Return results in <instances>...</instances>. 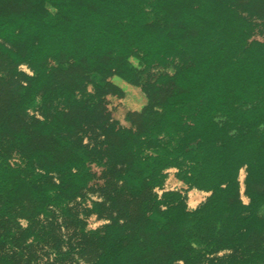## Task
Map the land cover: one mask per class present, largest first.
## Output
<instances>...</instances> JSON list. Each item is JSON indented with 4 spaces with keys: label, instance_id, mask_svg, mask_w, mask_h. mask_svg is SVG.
Instances as JSON below:
<instances>
[{
    "label": "trees",
    "instance_id": "obj_1",
    "mask_svg": "<svg viewBox=\"0 0 264 264\" xmlns=\"http://www.w3.org/2000/svg\"><path fill=\"white\" fill-rule=\"evenodd\" d=\"M258 33L264 0H0V264H36L40 244L75 264H204L225 249L230 264L264 261ZM115 76L149 95L126 124L109 106L125 95ZM88 86L94 102L26 120ZM170 167L211 192L195 209L179 190L154 191ZM86 190L100 196L88 211L108 220L91 230L70 204ZM56 209L81 224L66 249Z\"/></svg>",
    "mask_w": 264,
    "mask_h": 264
},
{
    "label": "rangeland",
    "instance_id": "obj_2",
    "mask_svg": "<svg viewBox=\"0 0 264 264\" xmlns=\"http://www.w3.org/2000/svg\"><path fill=\"white\" fill-rule=\"evenodd\" d=\"M53 12L56 10L51 8ZM260 22V21H259ZM256 38L263 40L264 33H258L255 35ZM177 62V61H176ZM130 63L132 66L140 68V61L137 57H132L130 59ZM20 68L27 72L28 74H32V71L26 66L21 65ZM126 82V81H125ZM125 85V95L119 101H113L109 105L113 107L114 105L119 106V112L117 117L120 121L126 124L124 117L127 110H137L140 111L148 102V93L145 92L143 88V81L139 80L136 84L124 83ZM67 93H58L51 99L47 101H39L37 105L34 107L28 108L26 110V120L31 122L33 119L37 118L42 121H49V116L55 112L64 110L68 107V105L76 100H86L89 103H92L96 100L94 97V88L92 86H88L83 92H77L75 96L71 97L69 100L67 97ZM215 120L222 122L226 119V116L223 114H216L214 117ZM87 138L84 139V143H87ZM168 175H174L175 178L184 182L180 179L181 171L177 167H170L165 171ZM246 165L243 166L239 171V181L241 183V198L245 203H249L250 198L245 194V178H246ZM185 183V182H184ZM186 186L183 189L182 195L187 202V205L190 209H195L198 207L206 197L211 193L209 191L200 190L196 187L189 186L185 183ZM154 191L161 197L164 190L162 187H156ZM100 196L97 192H93L91 190L84 191L83 196H78L71 201V206L74 208V212L77 215L78 219L84 220L86 222V229L91 230L95 229L102 224L108 222V220L104 218H100L96 213L89 212L88 209L92 205V200H98ZM56 218L60 227V233L65 238V249L69 243V239L73 240V234L77 230L81 224L75 221V216H63L59 209L55 210ZM41 220L43 221L46 217L41 216ZM21 224L26 226L28 223L26 220H21ZM31 250L35 253V263L36 264H75V261L72 260L74 257L73 254L70 257H60L61 259H56V255L52 250V247L49 245H35L31 247ZM232 252L231 249L221 250L212 254H207L204 259V264H230V259L226 258L228 254ZM249 254L246 256H237L239 260V264H264V261L259 258H253L251 262H247ZM77 257V255L75 256ZM84 263V261H80V264ZM88 264V263H85Z\"/></svg>",
    "mask_w": 264,
    "mask_h": 264
},
{
    "label": "crops",
    "instance_id": "obj_3",
    "mask_svg": "<svg viewBox=\"0 0 264 264\" xmlns=\"http://www.w3.org/2000/svg\"><path fill=\"white\" fill-rule=\"evenodd\" d=\"M113 80L118 83L124 90H125V84L126 83L123 79H121L120 77L115 76L113 78ZM186 186V184L180 180H178L177 178L174 177V175H168V177H166V181L163 185V190H179L180 192H183L184 187Z\"/></svg>",
    "mask_w": 264,
    "mask_h": 264
}]
</instances>
